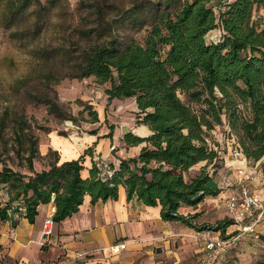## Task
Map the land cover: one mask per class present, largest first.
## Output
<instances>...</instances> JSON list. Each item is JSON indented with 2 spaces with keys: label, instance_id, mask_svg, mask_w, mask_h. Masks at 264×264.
<instances>
[{
  "label": "trees",
  "instance_id": "obj_1",
  "mask_svg": "<svg viewBox=\"0 0 264 264\" xmlns=\"http://www.w3.org/2000/svg\"><path fill=\"white\" fill-rule=\"evenodd\" d=\"M0 28L37 55L35 72L45 74L48 84L93 77L105 85L108 105L133 98L137 124L151 130L146 137L123 134L128 146L141 150L117 167L112 163L113 176L105 179L91 148L64 162L49 152L47 166L36 169L38 141L22 126L14 147L28 170L2 162V220L34 222L39 206L53 202L60 223L86 195L92 203L117 199L123 186L129 199L160 206L165 221L214 229L222 237L227 227H237L229 216L215 227L197 225L190 220L197 215L181 210L220 192L207 186L213 179L207 169L225 165L234 147L258 163L264 177V0H0ZM39 100L50 114L75 120L54 100ZM89 106L90 122H99ZM221 127L225 135L216 141ZM201 162L206 165L189 176Z\"/></svg>",
  "mask_w": 264,
  "mask_h": 264
},
{
  "label": "crops",
  "instance_id": "obj_2",
  "mask_svg": "<svg viewBox=\"0 0 264 264\" xmlns=\"http://www.w3.org/2000/svg\"><path fill=\"white\" fill-rule=\"evenodd\" d=\"M218 32L214 31L215 34ZM132 107L135 113L127 117V128H118L119 140L117 145L112 144L111 153L116 156L111 154L109 160L116 167L122 159L136 157L142 147L126 145L122 139L125 132L132 131L142 137L151 133L148 127L136 123L138 108L135 101ZM108 133L109 131L104 135ZM90 138L92 137L88 134L82 137L79 134L62 137L52 131L48 134V145L40 150L44 154L52 148L61 154L60 162H63L65 155L67 160H72L84 153V140ZM95 138L97 137L94 136L93 139ZM116 146L120 147L117 149ZM91 149L93 155H102L99 145ZM92 154L86 155L84 176L88 175L92 165ZM205 165L206 162H201L190 172H194V176ZM224 166L219 170V176L214 179L216 186H211L213 190L227 188L231 192L235 191L236 188H231V184L237 169L243 167L246 181L254 191L264 196V177L258 170V163L226 158ZM35 167L38 169L37 165ZM216 197L220 198V205L218 203L215 211L218 213L217 220H222L228 214L221 204V194L218 193ZM189 209L191 213L198 211L192 207H188ZM55 210L53 202L40 205L34 222L20 217L14 224L12 220L4 221L0 218V264H201L205 239L222 237L221 231H198L179 221L163 220L160 206H148L137 196L129 199L123 186L119 187L117 199L92 203L91 197L86 195L76 213L60 223L55 222L53 233L43 237L44 221ZM232 228H226L225 236L233 233L237 227ZM257 230L262 236L261 240L248 237L237 248L236 255L238 258L249 257L252 261L264 264V224ZM122 243L127 246L119 252L111 250V246ZM209 264L223 263L219 259Z\"/></svg>",
  "mask_w": 264,
  "mask_h": 264
},
{
  "label": "rangeland",
  "instance_id": "obj_3",
  "mask_svg": "<svg viewBox=\"0 0 264 264\" xmlns=\"http://www.w3.org/2000/svg\"><path fill=\"white\" fill-rule=\"evenodd\" d=\"M68 1L71 5H76L79 0ZM137 37L141 38L142 35ZM39 63L40 60L37 55L29 54L26 47L20 44L18 36H9L8 32L0 28V168L2 167V162H6L15 170L27 172L25 161L17 154L14 147L19 134L23 133L21 130L22 126L25 129V133H29L38 141L39 153L34 161L38 169L46 167L51 158L49 152L56 151L49 148L47 153L43 152L44 154H42L40 150L44 148V145L45 147L48 145V134L52 131L62 137H72L77 134L81 137L87 134L92 137L90 140H84L86 148L80 156L84 155L88 148L99 145L102 155L96 153V155L94 154L95 156L103 159L112 157V144L117 145L119 140L118 128L123 127L125 130L127 128L125 126L127 117L131 113H135L132 107L134 99H114L108 105L105 85L97 84L93 77L84 79L64 78L59 83L48 84L45 74L35 72L37 68H40ZM40 98L54 100L64 109L66 115L73 116L75 120L58 118L50 114L48 107L40 102ZM89 105L93 107L92 109L98 111L99 122H90ZM141 126L148 127L144 124H141ZM93 131L97 132L93 133ZM108 131L109 133L112 131V137L104 135ZM219 131L218 135L214 134L216 141L225 135L223 127ZM94 136L97 138L93 139ZM101 138L102 142H100ZM120 146L123 145L121 144ZM120 146H116L117 149ZM113 156L116 155L113 154ZM60 158H62L61 154ZM66 158L65 155L63 162L68 161ZM220 165L217 170L212 166L208 167L207 170L213 173V179L208 182V187L216 186L214 179L219 176V170L225 167L223 164ZM201 169L202 167L197 171ZM193 174L194 172L189 174V176ZM2 192L4 193L5 191L0 185V198L2 197ZM206 199L194 208L198 209V211L191 213L190 209L188 210V207H186L187 209L183 208L181 212L184 214L188 213L187 215L190 217L197 215L194 218H190L197 225L215 227L219 221L217 220L218 213L215 211L218 209L217 205L220 202V198L216 197V195H208ZM245 241L243 240L231 250L229 264H263L252 261V258L249 257H237V248Z\"/></svg>",
  "mask_w": 264,
  "mask_h": 264
},
{
  "label": "built area",
  "instance_id": "obj_4",
  "mask_svg": "<svg viewBox=\"0 0 264 264\" xmlns=\"http://www.w3.org/2000/svg\"><path fill=\"white\" fill-rule=\"evenodd\" d=\"M210 39L217 41L219 37L218 35H212ZM225 157L234 160L242 159L249 161L239 147H234ZM95 160L98 161L102 170V176L105 179L112 178L114 173L111 165L112 162L109 159H103L97 156H95ZM231 188H236V190L231 192L227 188H222L219 193L221 194L222 206L226 209L228 216L237 225L236 232L233 231V233L219 238L207 237L205 239V251L201 259V264H209L219 259L223 264H229L230 253L234 247L248 237L260 239V232L257 229L264 224V196L262 193L254 191L246 181L245 168L243 167L237 169ZM1 194L2 198L5 197L3 200H6L7 196L5 193L2 192ZM20 212L24 213L25 208H20ZM19 213L16 214V217H19ZM54 213L49 214L44 221L42 229L43 237L50 236L53 233L55 225ZM126 246V243H122L113 245L110 248L113 252L117 253Z\"/></svg>",
  "mask_w": 264,
  "mask_h": 264
}]
</instances>
